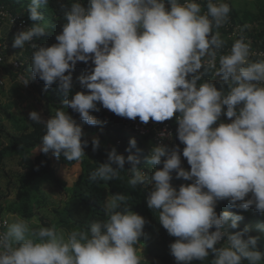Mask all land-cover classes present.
<instances>
[{"label":"clouds","instance_id":"obj_1","mask_svg":"<svg viewBox=\"0 0 264 264\" xmlns=\"http://www.w3.org/2000/svg\"><path fill=\"white\" fill-rule=\"evenodd\" d=\"M49 2L30 0L27 12L34 23L14 37V48L27 44L34 49L28 74L19 75L21 84L39 78L46 89L58 84L67 97L77 63L91 61L94 67L77 78L87 91L66 99L53 116L45 120L36 111L29 113L33 123L45 127L34 153L51 152L70 162L85 157L88 141L65 106L91 126L100 123L90 114L100 110L98 103L117 116L138 117L145 124L164 122L178 113L177 137L185 145L182 156L190 170L181 166L178 147L151 149V175L138 167L137 155L125 159L112 148L107 162L99 164L89 180L119 179L125 163L130 164L129 185L152 186L147 206L158 212L159 223L176 238L169 246L176 264L203 262L209 256L210 264H264V253L257 250L259 238L248 235V227L229 232L244 217L216 212L217 203L227 200L233 208L254 207L264 214V59L251 58L256 53L243 35L221 54L225 41L219 29L229 22L230 3L87 0L85 5L73 0L70 6L60 4L65 23L55 37L57 43L37 46L34 39L50 27L38 9ZM210 70L222 77L227 91L202 79ZM222 116L230 122L217 125ZM129 146L136 148L135 139ZM92 147L98 150L97 138ZM174 172L175 179L192 183L177 189L171 183ZM127 199L111 195L103 205L106 218L83 230L45 227L35 217L3 220L0 264H142L146 260L140 238L146 220L130 210Z\"/></svg>","mask_w":264,"mask_h":264},{"label":"trees","instance_id":"obj_2","mask_svg":"<svg viewBox=\"0 0 264 264\" xmlns=\"http://www.w3.org/2000/svg\"><path fill=\"white\" fill-rule=\"evenodd\" d=\"M72 2L73 0H50L47 7L41 6L38 9L41 15H49L50 27L47 29L44 36L34 39L33 43L37 44V46H51L57 43L55 37L62 32V25L65 23L60 4L63 3L70 6ZM83 2L86 5L87 0H83ZM29 3L30 0H0V4H3L12 13L25 19L28 26L31 27L34 22L31 21L28 16L27 7ZM231 8L230 16L232 20L242 25L243 30L247 32L248 35H253L257 42L264 41V2H262L254 12L250 10H236L233 4H231ZM224 37V35H221L223 40L225 39ZM0 43H2L1 40ZM0 51L4 56L7 53V49L1 46ZM33 51L34 49L26 44L25 54L29 59L24 62V70H27L31 63ZM1 66L12 78L17 76L8 66ZM92 67H94V65H92L91 61H89L88 64L83 62L77 63L75 70L72 72L73 88L67 97H65L63 92L59 89L58 84H53L50 88L46 89L44 82L39 78H35L39 81L41 86V88H35L39 98H41L48 107L45 109V120L53 116L57 108L64 106V101L66 99H71L77 92L87 91L81 88L77 78L89 72ZM212 77L213 72L209 71L202 79L211 80ZM97 107L100 109L98 112L90 113L100 121L96 126L88 125L86 122L82 121L79 114L71 108L65 106V110L81 125L83 131L97 134L101 139L110 141L112 143V148L116 149L117 154L123 155L125 159H127L129 155H137L140 160L138 167L146 170L147 174L151 175L153 166L148 164V157L146 151L143 149V142L147 140L133 137L125 131L118 130L113 116H106L105 112L102 110L101 104L98 103ZM51 109H53V111H51ZM10 122L15 133L7 135L6 145H3L0 141V170H3V163L7 157L17 155V165L22 172L16 175L17 189L15 204L4 207L1 204L2 197H0V208L2 212L6 214L13 213L14 215H19L27 219L35 217L39 223L45 227L54 225L38 214V207L36 206L38 196L36 193L42 181L60 188L66 187L67 184L58 176L57 167L52 164V161L57 158L54 157L51 152L48 154L40 152L34 153L37 145L40 144L41 137L45 133V127L43 124L33 123L29 118H18L15 116L10 117ZM2 128L3 127H0L1 130ZM177 128L178 124L176 123L174 136L168 147L179 148L181 166L185 170H190V165H188L186 158L182 156L185 145L178 140ZM83 139L87 140V137H83ZM131 139H135L136 148L129 150V141ZM87 141L88 146L84 149L85 157L79 162L80 173L72 186L67 189L68 198L61 213H59L60 217L58 224L64 225L68 230L73 228H79L81 230L87 229L92 221L104 220L106 218L103 210V205L106 201V191L109 197L111 195L123 194L128 197L126 204L130 207V210L141 215L146 220V225L143 230L144 236L140 238V241L144 247V252L148 260L154 263L157 262L158 264H176L175 258L171 255L169 247L171 243L175 242L176 238L170 236L159 223L158 212L147 206L148 195L152 188L148 184L139 185L136 188H132L131 185H129L128 180L130 178L129 170L131 165L128 163H125L124 171H121L119 179L109 182H91L89 180L90 173L93 172L99 164L107 162L106 154H108V149L99 145L98 150L93 151L92 142L89 140ZM58 159L65 158L61 155ZM67 164L69 167H72L76 165V161H69ZM156 167L157 169H162V165ZM174 174L175 172L172 175ZM173 185L179 188L181 183L175 182ZM224 211L244 217L243 220L238 222V227L236 229H229V232L232 234L242 231L250 220L264 226V214L258 213L254 207L252 210H242L231 207L227 200L219 201L217 203L216 212L219 214ZM248 235L259 238L257 250L264 253V236L252 230L249 231ZM211 259H213V257L209 256L206 261H193L192 264H210ZM244 264H247V261H245Z\"/></svg>","mask_w":264,"mask_h":264},{"label":"rangeland","instance_id":"obj_3","mask_svg":"<svg viewBox=\"0 0 264 264\" xmlns=\"http://www.w3.org/2000/svg\"><path fill=\"white\" fill-rule=\"evenodd\" d=\"M255 1L256 0H235L232 4L237 10L253 11L257 6L254 3ZM44 18L45 21H47L50 25L49 15L46 14ZM16 34L17 33L10 31L6 25L0 26V40L2 41L0 46L7 49V53L4 56L5 63L7 65L15 58H19L23 63L25 60L29 59V57L25 54V48L19 49L13 47V41ZM0 75L3 77L6 83L5 87L0 90V127H3L2 130L0 129V141L3 143V145H6L7 135L15 133L10 122L11 116L28 119L29 113L36 111L41 114L43 119H45V109L48 107L44 104L43 100L39 98L35 87L29 84L27 86L22 85L17 81L16 77L12 78L1 65ZM51 111H53V109H51ZM83 133V137H87V140L92 142L94 138H97L99 140V145L107 148L108 152L112 150V143L107 139H101L99 135L87 133L86 131H83ZM144 145L146 148H148L147 142H143V146ZM17 161V155L7 157L3 163V170H0V197H2L1 204L4 207L14 205L16 201V175L22 172V170L17 165ZM67 162L69 163L66 158L55 159L52 161V164L57 167L58 176L66 182L67 186L60 188L51 185L48 182L42 181L36 193L38 196V201L36 202L38 214L46 221L51 222L54 225H58L57 228H63L65 230L68 229L64 225L58 224L60 217L59 213H61L67 201V189L72 186L73 182L76 180V177L80 173L79 162H76V165L72 167H69ZM175 175L176 174L173 175V180L171 181L172 185L175 182L181 183V185L192 183L191 181H185L183 179H175ZM173 186L175 187L176 185ZM105 197L106 199L110 198L107 191L105 192ZM252 209L253 207L249 208L248 210ZM12 216L16 215L10 213L8 215V219H10ZM258 226L262 225L252 220L248 221V223L245 225V227H248L253 232L264 236V230L258 228ZM140 244L142 245L141 241ZM142 252L145 260L147 261L142 263L146 262L158 264L157 262L154 263L148 260L144 252V247H142Z\"/></svg>","mask_w":264,"mask_h":264},{"label":"built area","instance_id":"obj_4","mask_svg":"<svg viewBox=\"0 0 264 264\" xmlns=\"http://www.w3.org/2000/svg\"><path fill=\"white\" fill-rule=\"evenodd\" d=\"M234 1L235 0H227V2L230 3V5ZM201 3L203 4L204 0H201ZM204 10L206 11V5ZM0 13H6V15H0V26L6 25L10 31L17 33L21 30H27L30 28L25 19H23L17 14L12 13L3 4H0ZM242 30H243L242 25H240L237 21H233L231 16H229V22L225 26L219 29L220 34L225 36L224 37L225 44L224 47L221 49V54L227 53L231 49V46L234 43V41L236 39H239L240 36L243 35L248 41L251 42L252 51L256 53V55L252 56L251 58L253 60L264 59V56L260 55V53H264V41L257 42L253 37V35H248L247 32ZM0 65H6L13 72H15L17 74L16 79L20 83L21 81L19 80V75L28 74L27 71L23 69L24 63L19 58H15L7 65L5 63V57L1 51H0ZM217 67H218V59H217ZM210 71L213 72V77L211 81L215 84L217 89L221 90L223 88L224 91H227V85L224 83L222 77L219 75H215L214 70H210ZM5 84H6L5 80L0 75V90L5 87ZM29 85L35 88H41L39 81L35 78H33L30 81ZM102 110L105 112L106 116H113L114 122L116 123L115 124L116 128L118 130L125 131L133 137L147 140L148 142V149L146 150L147 157H149L150 151L153 147L160 145L168 146L172 142L174 132L176 129V123H177L176 116L179 115L177 113L174 115L172 119L164 122H154L150 120L147 124H145L140 122L138 117L136 118V120H130L128 118L117 116L111 111L104 109L103 107ZM224 111H226V106L224 108ZM221 122L228 123L230 121L226 117L222 116L220 121L217 122V125ZM162 134H163V138H162ZM144 171L146 172V170ZM148 185L152 188L150 184ZM8 215L9 214L2 212L0 208V223H2L3 220L8 219Z\"/></svg>","mask_w":264,"mask_h":264},{"label":"crops","instance_id":"obj_5","mask_svg":"<svg viewBox=\"0 0 264 264\" xmlns=\"http://www.w3.org/2000/svg\"><path fill=\"white\" fill-rule=\"evenodd\" d=\"M256 1H257V0H256ZM256 1H255L254 3H255V5H257V6H256L255 9L253 10V12L256 11V9L258 8V6H260V5L262 4V2H264L263 0H262V1L259 0V1H257V2H256ZM236 10H237V9H236ZM241 11H244V10H241ZM145 142H147V141H145ZM147 145H148V142H147ZM147 145H146V146H147ZM143 149L146 151L148 148H146L145 145H144V146H143Z\"/></svg>","mask_w":264,"mask_h":264}]
</instances>
